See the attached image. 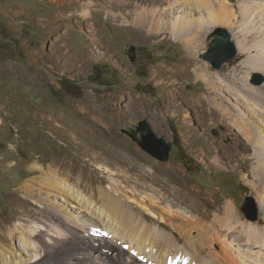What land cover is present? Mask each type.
<instances>
[{
    "label": "rangeland",
    "instance_id": "rangeland-1",
    "mask_svg": "<svg viewBox=\"0 0 264 264\" xmlns=\"http://www.w3.org/2000/svg\"><path fill=\"white\" fill-rule=\"evenodd\" d=\"M133 2L174 7L172 16L194 26L183 39L145 36L123 13ZM217 28L237 48L219 70L201 58ZM254 73L264 76V0H0V264L18 260L7 255L19 248L7 235L13 227L31 232L41 264H62L70 252L114 264L79 250L77 228L64 223L77 192L99 209L96 229L117 245L146 248L138 250L145 259L164 256L170 238L196 264L222 247L239 264H264L254 242H264V83L251 85ZM142 120L171 144L167 161L123 133ZM247 197L255 222L241 211ZM227 204L233 214L210 226ZM50 234L60 249L46 244ZM115 246L100 249L116 258Z\"/></svg>",
    "mask_w": 264,
    "mask_h": 264
},
{
    "label": "bare ground",
    "instance_id": "bare-ground-1",
    "mask_svg": "<svg viewBox=\"0 0 264 264\" xmlns=\"http://www.w3.org/2000/svg\"><path fill=\"white\" fill-rule=\"evenodd\" d=\"M142 1V0H141ZM176 3V2H175ZM127 9L123 11V13H125L126 15H128L129 17V23L130 26H132L134 29H138L141 33H143L145 36L149 35V34H159V33H164V32H169L171 34V38H179L181 37V39H183V37H187V35L190 33L189 30L190 28H192L194 25H192V20L188 19L185 20V18L183 17H174L172 16L175 13V9L174 7H169L167 9H160L158 6H155L153 4H147V3H129L127 4ZM171 5V4H170ZM195 7V6H194ZM210 8V7H209ZM106 13H111L106 12ZM191 13V12H190ZM192 14V13H191ZM172 16V17H171ZM128 21V20H127ZM194 21V20H193ZM197 22V21H196ZM202 29V28H201ZM239 45L238 50L239 51H244V47L246 46H242L241 44H237V47ZM245 45V44H243ZM246 49V48H245ZM262 89H264V84L261 86ZM233 102H235L238 105H241V102L239 100H235L233 99ZM237 113H242L241 111H238ZM42 118L44 116H41ZM45 119V118H44ZM84 123V121L82 122ZM80 124V123H79ZM91 126V125H90ZM93 141H95V138L93 137ZM97 144L93 143L91 147H88L91 149H96ZM56 158V157H55ZM53 162L54 159L51 158ZM216 159V158H215ZM57 165H64L65 163H63L62 160H59L58 162H55ZM68 164V163H67ZM216 164V163H215ZM16 163H14L13 165L10 164H5V168L10 169V168H14L16 167ZM217 165V164H216ZM219 166V165H218ZM32 169H35V166H30ZM29 167V168H30ZM82 168V167H81ZM262 168V167H261ZM77 170V168H76ZM82 171V170H81ZM256 173V172H255ZM259 175V173H258ZM55 178V177H54ZM156 183V182H155ZM57 186V185H56ZM60 187L62 188V190H66V191H70L73 193V195L75 194V191L72 190V188L70 186H68L65 182L60 184ZM64 192V191H63ZM198 192V191H197ZM57 193V192H56ZM78 193V192H77ZM75 195V198H73L75 200V204L71 206V209L68 212H62L61 215L64 219V223H67V225L69 226L70 229L72 228H77L78 232H77V236L80 240V245L79 247L77 246V248H79V250L83 251L84 254H93L96 256V259L98 261L100 260H106V259H113V261L115 262L114 264H196L195 262V258H190L189 255L181 252V250L179 249L178 246H175V244L172 242V240L170 238H167V250L164 251L165 255L162 256L161 258H155V259H145L144 256L139 252L138 250H146V248H141L139 246L137 247H130V246H126V245H117L116 243L113 242V240H111V235H109L108 233H103L104 230H98L96 229L98 225H96L94 222L96 220V215L98 212V208H96L95 204L92 203L89 200H85L84 197L82 199L81 196L79 195ZM175 193V192H174ZM66 194V193H65ZM39 195V194H38ZM177 195V194H176ZM194 195V194H193ZM77 196V198H76ZM103 196V194L101 195V197ZM118 196V195H117ZM188 197V196H187ZM42 198V197H41ZM60 198V197H59ZM191 198V197H189ZM188 198V200H189ZM76 199H79V201L76 202ZM106 199V198H105ZM179 199V198H177ZM110 201V206L111 208L114 210L119 209L120 204H119V200L110 197L109 198ZM83 203V205H81L80 203ZM179 202V201H178ZM103 203V202H102ZM181 203V201H180ZM191 203V202H190ZM193 204V202H192ZM201 204V202H200ZM28 205V204H27ZM190 205V204H189ZM199 205V204H198ZM123 206V205H122ZM140 206V205H139ZM143 206V205H142ZM25 207V206H24ZM128 207V206H127ZM126 207V208H127ZM189 207V206H188ZM110 209V210H112ZM193 209V208H192ZM196 209V208H194ZM122 210V209H121ZM61 211V210H60ZM63 211V210H62ZM201 211V210H200ZM199 211V212H200ZM34 212V210H33ZM37 212V211H36ZM39 212H41V210H39ZM116 212V211H114ZM120 212V211H118ZM87 213V215H86ZM111 213V212H110ZM121 213V212H120ZM125 213V212H124ZM34 214V213H33ZM36 214V213H35ZM40 215V213H38ZM101 214H104L101 211ZM122 214V213H121ZM206 214V213H205ZM233 214V207L229 206L228 204L223 206V213L222 216L219 215H214L212 221L210 222V226H220L225 220V217L227 218L228 215ZM37 215V214H36ZM100 215V214H99ZM105 215V214H104ZM117 215V214H116ZM115 216V215H114ZM125 216V215H124ZM129 216V215H128ZM28 217V216H27ZM61 217V218H62ZM108 217V215L106 216ZM135 217V216H134ZM164 217V216H162ZM29 218V217H28ZM113 218V217H112ZM121 218V217H120ZM131 218V217H130ZM110 219V218H108ZM122 219V218H121ZM135 219V218H134ZM162 219V218H161ZM160 219V220H161ZM5 220H7V217H5ZM40 220V219H39ZM58 220V219H57ZM107 220V219H106ZM28 221V220H27ZM42 221V220H41ZM165 221V220H164ZM163 221V222H164ZM236 221V220H235ZM234 221V222H235ZM92 224H91V223ZM122 222V221H121ZM120 222V223H121ZM125 221H123L121 224H123ZM133 222V221H132ZM136 222V221H135ZM237 222V221H236ZM60 223V222H58ZM111 223V221H110ZM109 223V224H110ZM115 223V222H113ZM117 223V222H116ZM119 223V224H120ZM131 224V223H130ZM202 224V223H199ZM125 225V223H124ZM136 225V224H135ZM134 225V227H135ZM141 225V224H140ZM159 225V224H158ZM24 226V225H23ZM94 226V227H93ZM123 226V225H122ZM127 226V225H126ZM125 226V227H126ZM167 226V225H165ZM133 227V228H134ZM143 227V226H142ZM147 227V226H146ZM155 227V226H154ZM153 227V228H154ZM56 228V226H55ZM58 228V227H57ZM68 228V229H69ZM156 228V227H155ZM244 228L247 229V231L249 232V234L253 235L256 233V230L254 229V227L252 226V224H245ZM104 229V228H103ZM124 229V228H123ZM146 229V228H145ZM144 229V230H145ZM149 229V228H148ZM38 230V229H37ZM40 231H42V229H39ZM38 230V231H39ZM132 230V229H131ZM139 230V227H138ZM150 230V229H149ZM156 230V229H155ZM158 230V229H157ZM44 231V230H43ZM46 231V230H45ZM147 231V230H146ZM152 231V230H151ZM59 231H57V235ZM120 232V231H119ZM124 232V231H123ZM130 232V230L128 231ZM135 232V231H134ZM143 232V231H142ZM181 232V231H180ZM31 233V232H30ZM30 233L28 232H24L22 231L20 228L18 227H13L10 231H9V235L8 237H11L12 240H14L15 238H18L19 243L17 247L16 252L15 251H7V255L10 256H15L16 258H18V260L11 262V264H41L40 263V255H36V253L34 252V248L32 247V243H31V238L32 236L30 235ZM95 233L97 236H93L92 234ZM121 233V232H120ZM157 233V232H156ZM155 233V234H156ZM75 234V233H74ZM54 234H50V236L52 237H45V242H47L46 244H49V246L51 245L52 249H60L58 246V243L60 242H56L53 237H56ZM129 235V234H128ZM134 235V234H133ZM142 235V234H141ZM151 235V233H150ZM160 235V234H159ZM165 235V234H164ZM138 236V233H137ZM136 236V237H137ZM147 236V234H146ZM1 239L4 238V236L2 234H0ZM6 237L5 242L9 243V238ZM133 237V236H132ZM159 237V236H158ZM203 237V236H202ZM143 238V236H142ZM166 238V237H165ZM210 238V237H209ZM140 239V238H139ZM146 239V238H145ZM150 239V238H149ZM155 239V238H154ZM153 239V240H154ZM200 239V238H199ZM254 242H260L262 244V246L260 248L264 247V242L259 239L258 237H254ZM39 240V239H38ZM138 240V239H137ZM157 240V239H156ZM156 240H154L153 242H155ZM160 240V239H159ZM204 240V239H203ZM212 240V239H211ZM11 241V240H10ZM95 241H97L98 243V249L95 251L96 248V243ZM105 241V244L107 245H116L119 249H118V253H116V258L112 257V254L109 252H105V254H102L101 251V246H103ZM147 241V240H146ZM151 241V240H150ZM140 242V241H139ZM145 243V241H143ZM142 242V243H143ZM152 242V244H153ZM157 242V241H156ZM206 242V241H205ZM209 242V241H208ZM147 243V242H146ZM151 243V242H150ZM158 243V242H157ZM155 243V244H157ZM140 244V243H139ZM178 244V243H177ZM6 245V244H5ZM61 245V243H60ZM71 245V244H70ZM101 245V246H100ZM144 245V244H143ZM210 245V244H208ZM115 246V247H116ZM158 246V245H157ZM203 246V245H202ZM45 247V246H43ZM211 247V246H210ZM76 248V250H77ZM208 248V247H207ZM2 249V248H1ZM71 249V248H70ZM212 249V248H209ZM208 249V250H209ZM74 251V250H73ZM160 251V250H159ZM211 251V250H209ZM128 254H127V253ZM170 253H172V256H170ZM83 254V253H82ZM124 254V255H123ZM45 255V254H44ZM79 256H81L80 254H78ZM92 255V256H93ZM212 259H210L209 264H239V260L235 258V256L232 254H229L228 249L226 247H222L221 250L217 251V252H212ZM26 258H25V257ZM39 256V258H38ZM70 256V258H68ZM74 254L73 252H70L68 255L65 256V261L62 264H99V262L95 263V259L94 262L91 261L88 257H79V258H75L73 257ZM89 256V255H88ZM91 256V257H92ZM237 256V255H236ZM0 257H5L4 256V252H2L0 250ZM27 257L29 259L35 260V261H30L29 259H27ZM78 257V256H77ZM258 258V260H261L262 257H255ZM1 259V258H0ZM9 259V258H8ZM39 260V261H38ZM5 261V259H4ZM8 261V260H7ZM49 262V261H48ZM112 264V263H111Z\"/></svg>",
    "mask_w": 264,
    "mask_h": 264
},
{
    "label": "water",
    "instance_id": "water-1",
    "mask_svg": "<svg viewBox=\"0 0 264 264\" xmlns=\"http://www.w3.org/2000/svg\"><path fill=\"white\" fill-rule=\"evenodd\" d=\"M214 39L209 49L201 56L203 60L208 62L213 69L219 70L222 66L233 59L237 54L235 43L231 40V36L226 29L217 28L214 31ZM133 51L132 47L126 46L125 52ZM97 70L103 74L104 68L97 66ZM264 83V76L260 73H254L251 76L250 84L260 86ZM123 133L133 140L146 153L161 162L168 160L171 144L164 138L157 137L152 131L147 120L140 121L135 129L130 131L124 130ZM241 211L246 219L255 222L258 218V208L252 197H247L241 206Z\"/></svg>",
    "mask_w": 264,
    "mask_h": 264
}]
</instances>
